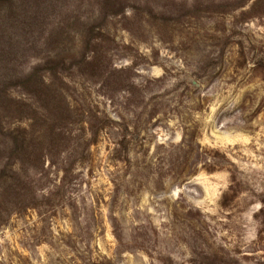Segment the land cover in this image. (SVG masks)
I'll return each instance as SVG.
<instances>
[{
    "label": "rangeland",
    "instance_id": "rangeland-1",
    "mask_svg": "<svg viewBox=\"0 0 264 264\" xmlns=\"http://www.w3.org/2000/svg\"><path fill=\"white\" fill-rule=\"evenodd\" d=\"M0 264H264V0H0Z\"/></svg>",
    "mask_w": 264,
    "mask_h": 264
}]
</instances>
